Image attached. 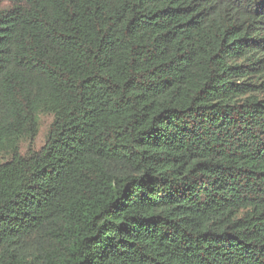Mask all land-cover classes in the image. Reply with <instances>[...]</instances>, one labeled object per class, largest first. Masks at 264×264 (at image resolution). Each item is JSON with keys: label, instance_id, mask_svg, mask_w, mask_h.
<instances>
[{"label": "trees", "instance_id": "16d2710c", "mask_svg": "<svg viewBox=\"0 0 264 264\" xmlns=\"http://www.w3.org/2000/svg\"><path fill=\"white\" fill-rule=\"evenodd\" d=\"M0 264H264V0H0Z\"/></svg>", "mask_w": 264, "mask_h": 264}, {"label": "rangeland", "instance_id": "374dc122", "mask_svg": "<svg viewBox=\"0 0 264 264\" xmlns=\"http://www.w3.org/2000/svg\"><path fill=\"white\" fill-rule=\"evenodd\" d=\"M49 122H50V117H43L41 130H40V140L44 139L45 134L47 132V128H48Z\"/></svg>", "mask_w": 264, "mask_h": 264}]
</instances>
